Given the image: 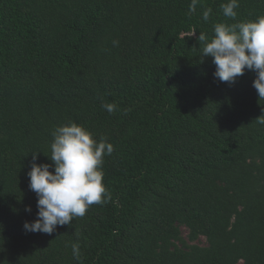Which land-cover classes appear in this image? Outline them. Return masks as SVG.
I'll use <instances>...</instances> for the list:
<instances>
[{
    "label": "trees",
    "instance_id": "obj_1",
    "mask_svg": "<svg viewBox=\"0 0 264 264\" xmlns=\"http://www.w3.org/2000/svg\"><path fill=\"white\" fill-rule=\"evenodd\" d=\"M191 2L0 0V264H264L256 73L220 82L197 40L264 16V0H239L235 19L229 0ZM72 122L114 146L112 199L26 232L33 153L51 164L52 131Z\"/></svg>",
    "mask_w": 264,
    "mask_h": 264
},
{
    "label": "clouds",
    "instance_id": "obj_2",
    "mask_svg": "<svg viewBox=\"0 0 264 264\" xmlns=\"http://www.w3.org/2000/svg\"><path fill=\"white\" fill-rule=\"evenodd\" d=\"M197 3L198 0H192L189 14L195 12ZM237 8L239 0H229L222 5L223 15L235 19ZM210 13V8L203 12L205 21ZM213 31L211 39L201 32L197 40L202 56L213 58L214 78L232 84L246 70L253 71L256 73L253 87L259 101L264 100V16L232 25L217 23ZM104 108L113 113L116 105L105 104ZM255 121L264 125V115ZM52 137L51 154L47 155L52 163H36L40 152L33 153V163L27 172L29 189L37 196L38 211L34 221L25 222L26 232L52 235L58 226L84 217L93 204L112 199L103 182L102 165L104 157L113 153L114 146L104 139L97 142L90 131L75 122L56 127ZM53 167L54 171H50ZM26 211L31 212V207ZM71 248L73 258L80 260L79 243H73Z\"/></svg>",
    "mask_w": 264,
    "mask_h": 264
},
{
    "label": "rangeland",
    "instance_id": "obj_3",
    "mask_svg": "<svg viewBox=\"0 0 264 264\" xmlns=\"http://www.w3.org/2000/svg\"><path fill=\"white\" fill-rule=\"evenodd\" d=\"M184 234H187V229L183 227ZM200 244H206V240L203 238L202 241H200Z\"/></svg>",
    "mask_w": 264,
    "mask_h": 264
}]
</instances>
